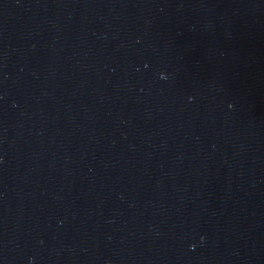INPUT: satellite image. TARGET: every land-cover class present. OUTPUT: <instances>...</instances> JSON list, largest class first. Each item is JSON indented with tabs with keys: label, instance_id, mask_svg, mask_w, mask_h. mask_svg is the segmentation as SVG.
Masks as SVG:
<instances>
[{
	"label": "water",
	"instance_id": "1",
	"mask_svg": "<svg viewBox=\"0 0 264 264\" xmlns=\"http://www.w3.org/2000/svg\"><path fill=\"white\" fill-rule=\"evenodd\" d=\"M0 264H264V0H0Z\"/></svg>",
	"mask_w": 264,
	"mask_h": 264
}]
</instances>
